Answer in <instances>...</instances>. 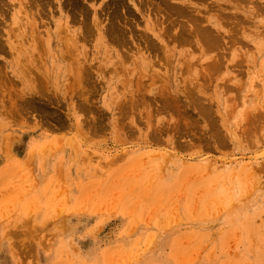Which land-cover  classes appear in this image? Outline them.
Instances as JSON below:
<instances>
[{"label": "rangeland", "instance_id": "rangeland-1", "mask_svg": "<svg viewBox=\"0 0 264 264\" xmlns=\"http://www.w3.org/2000/svg\"><path fill=\"white\" fill-rule=\"evenodd\" d=\"M2 1L0 264H264V0H186L217 19L202 26L218 47L143 0L163 55L139 38L146 8L122 0L114 58L93 53L110 0L79 1L87 16Z\"/></svg>", "mask_w": 264, "mask_h": 264}, {"label": "bare ground", "instance_id": "bare-ground-1", "mask_svg": "<svg viewBox=\"0 0 264 264\" xmlns=\"http://www.w3.org/2000/svg\"><path fill=\"white\" fill-rule=\"evenodd\" d=\"M1 2H3L2 0H0ZM79 1H81V0H65L64 1V3H62V6H63V4H64V6H65V8H66V10L67 11H74L75 12V10H78L79 12L78 13H82V15H85V16H87L86 14H85V11H87L88 9H85V7L79 2ZM92 1H94V0H92ZM97 1V0H96ZM124 1V0H123ZM122 0H110L107 4H105L102 8H101V10L99 11L98 9H93L94 10V15H93V25L98 29V31H99V36L101 37V39H97V47H95L94 49H93V53H97L98 55H102V53H104V51H106V53L107 54H109V57H111V58H114L115 57V55H114V53L112 52V50L110 49V47H109V45L107 44V43H111V44H116L118 47H120L121 46V48L122 47H124V46H126L127 45V42H130V39L129 40H127L126 38V33H124L121 29L123 28V27H121V29H120V27H119V20L121 19L119 16V9L121 8V7H123L124 9H126V7H124V6H127V5H125V2H123ZM134 1V0H133ZM133 1H131L133 4H134V6H135V8L139 11V12H142L143 10L142 9H145L146 8V10H144L145 12H144V20H146L145 21V33L146 34H144V33H141V34H143V35H141V37L139 36V38L141 39V38H143V40H144V42L145 43H147V46H145V49H147L146 50V52L150 49V50H152V54H155V53H157V51L159 50V53L160 54H162L161 52H160V50H162V52L164 51L163 49H161V47L159 48H157V45L155 44V42L153 41V37H151V36H154V37H157V38H159V39H161V37H162V34H161V32L160 31H158V25L157 24H155L151 19H150V16L147 14L148 13V10H150L151 8L153 9V8H155L156 7V5H157V3H156V1H154L156 4H155V6H153L152 7V5H151V8H150V4L146 1V2H144L143 0H142V2H141V5L139 6V5H136V3H134ZM151 1V0H150ZM158 1V0H157ZM162 2H159L158 4H159V6H157L158 8L156 9V10H154V11H157V13H159L160 11H161V13H162V10H163V7H164V9H166L167 8V11H166V13H168L167 15H165L164 13H163V15H165V17H166V20H165V18H164V22H169L168 21V17H169V20L171 19L172 20V22L173 21H175V22H173V24L175 25L176 24V22H177V20H173V19H175V18H171L172 17V15L174 14V15H178V20H180V18L179 17H181V19L183 18V19H186V21H187V23H191L192 25H194L196 28H194L193 27V29H196V33H197V35H198V33H199V35H200V39H201V42H202V39H203V41H205V42H207L206 44H208V45H210L209 43L211 42L210 40H212L213 41V43H217L218 42V40L217 39H221L220 37H221V35H218V33H217V35L218 36H220V37H218L217 35L215 36L214 34H212V29L211 28H209L208 29V27L207 26H205L204 25V27L202 26V23L204 22V21H206V23H208V24H211V25H214L216 28L217 27H219V25H218V21H217V19H212L211 17H208V18H206V19H203V17H202V19H200L201 18V16H200V18H198L199 16H195L194 17V11L192 12V9L190 10V8L191 7H189V4L187 3V1L186 0H180V5H174V4H172L171 2H166L165 0H161ZM235 1V0H234ZM237 1V0H236ZM244 1V0H243ZM36 2L38 3V4H36V6H40V4L39 3H41V5H42V10H44L43 9V7L44 8H47V7H49L50 6V4H51V0H36ZM35 2V3H36ZM54 2V1H53ZM52 2V3H53ZM107 2V1H106ZM152 2H153V0H152ZM238 2V1H237ZM215 3H218V4H216V5H219V2H216L215 1ZM208 4V3H207ZM227 4H229V3H227ZM0 5H1V3H0ZM154 5V4H153ZM209 5V4H208ZM237 5V4H236ZM235 5V6H236ZM94 7H95V5H93ZM128 6H129V4H128ZM221 6V5H220ZM2 7H4V6H2ZM60 7H61V5H60ZM211 6H209V8H210ZM222 7V6H221ZM87 8V7H86ZM192 8H194V7H192ZM213 8V7H212ZM211 8V9H212ZM223 8V7H222ZM221 8V9H222ZM132 9V8H131ZM130 8L128 9V13L126 14V15H129V13L131 14L132 12H129V10H131ZM151 9V10H152ZM133 10H135V9H133ZM194 10H196V9H194ZM40 11V10H39ZM45 11V10H44ZM92 11V10H91ZM120 11H122V8H121V10ZM200 11V10H199ZM213 11V10H212ZM218 11H219V9H218ZM60 12H62V11H60ZM88 12H90V10L88 11ZM87 12V13H88ZM134 12V11H133ZM4 13V12H3ZM44 13V12H43ZM71 13H73V12H71ZM76 13V12H75ZM99 13L101 14V15H104L105 13L106 14H108L109 15V18L107 19L108 20V24L106 25V26H104L103 25V21H99V17H98V15H99ZM152 14L153 13H156V12H151ZM156 13V14H157ZM198 13V12H197ZM203 13V12H202ZM77 14V13H76ZM132 14H134V18H135V15L137 16V14H135V13H132ZM147 14V15H146ZM170 14H172V15H170ZM191 14H193V16L191 15ZM49 15V14H48ZM48 15H46V16H48ZM62 16H63V12H62V14H61ZM75 14H73V16H74ZM125 15V16H126ZM160 15V14H159ZM171 17H170V16ZM197 15V14H196ZM224 15V14H223ZM66 16L67 17H69L68 16V14H66ZM132 16V15H131ZM148 16V19H146V17ZM158 16V15H157ZM168 16V17H167ZM121 17H123V16H121ZM132 17V18H133ZM161 17V16H160ZM205 17H207V16H205ZM65 18V17H64ZM76 19L78 18V17H75ZM88 18V17H87ZM86 18V19H87ZM90 18V17H89ZM62 19H63V17H62ZM75 19V20H76ZM83 19H85V17L83 18ZM91 19V18H90ZM161 19H162V17H161ZM177 19V18H176ZM183 19H182V21H183ZM220 19V18H219ZM54 20V19H53ZM79 20V19H78ZM81 20V19H80ZM122 20V19H121ZM132 20V19H131ZM159 20H160V18H159ZM225 20V19H224ZM55 21V20H54ZM87 21H90L89 19H87ZM123 21V20H122ZM121 21V22H122ZM186 21H185V23H186ZM80 22V21H79ZM81 22H83V20L81 21ZM86 22V21H85ZM85 22H83V23H85ZM120 22V23H121ZM171 22V21H170ZM179 22V21H178ZM177 22V23H178ZM216 22V23H215ZM51 23V22H50ZM60 23V22H59ZM66 23V22H65ZM87 23V22H86ZM123 23H124V21H123ZM157 23V22H156ZM180 23V22H179ZM222 23V22H221ZM52 24V23H51ZM61 24V23H60ZM59 24V25H60ZM82 24V23H81ZM158 24H159V22H158ZM171 24V23H170ZM173 24H171V25H173ZM181 25H183L182 23H180ZM179 24V25H180ZM58 25V26H59ZM84 25V24H83ZM86 25V24H85ZM88 25V24H87ZM123 25V24H122ZM161 25V24H160ZM168 25V24H167ZM171 25H168L167 27H168V29H171L170 28V26ZM177 25V24H176ZM180 25V26H181ZM224 25V24H223ZM185 26H186V24H185ZM187 26H188V24H187ZM187 26L186 27H183V26H181V28L183 27V29L181 30V31H183V30H185L186 28H187ZM166 27V28H167ZM176 27V26H175ZM50 28V27H49ZM57 28H60V27H57ZM85 28V27H84ZM130 28V27H129ZM158 28V29H157ZM172 28H173V26H172ZM185 28V29H184ZM48 29V28H47ZM89 26H88V28H87V30L84 32L85 34H90L91 33V31L90 32H88L89 31ZM126 30L128 29V28H125ZM164 29V28H163ZM188 29H189V26H188ZM211 29V30H210ZM131 31H132V29H130ZM138 30V29H137ZM136 30V31H137ZM165 30V29H164ZM214 30V29H213ZM1 31V30H0ZM129 31V30H128ZM192 30H190L189 29V33L191 32ZM220 31V30H219ZM140 32H141V30H140ZM142 32H144L143 30H142ZM169 32H171V31H169ZM184 32H187L186 30L185 31H183V33ZM216 32V31H215ZM214 31H213V33H215ZM43 33H44V31H43ZM181 33V32H180ZM188 32L186 33V35L188 36V37H190V35H191V33L189 34ZM0 34H1V32H0ZM134 34V33H133ZM179 34V33H178ZM216 34V33H215ZM45 35H47V39H45L44 41H43V43L46 45V46H48V50L49 49H51V48H53V46L56 44V48H58V52H57V54H56V56H54L55 58H54V61H55V65H54V68H53V72L54 71H59L57 74L58 75H62L61 73H60V68H57V66L59 65V63L62 65L63 64V60H62V58L60 57V55H59V53H61V52H63V47L65 46V44H64V42L65 43H67V40L65 39V37H59V35H60V33H58L57 32V29H56V31L55 32H52L51 31V28H50V30H47L46 31V34ZM136 35H137V33H136ZM1 36H2V34H1ZM42 35H41V33H39V36L37 37V40L35 39V41H39V40H43L42 38L43 37H41ZM128 36V35H127ZM171 36H174V35H171ZM187 36H185V38L187 39ZM194 36H195V34H194ZM129 37V36H128ZM134 37V36H133ZM151 37V41L152 42H150V40H149V38ZM197 37V36H196ZM210 37H211V39H210ZM218 37V38H217ZM171 38V37H170ZM182 38H184V34H183V36H182ZM190 38H192V37H190ZM198 38V39H199ZM217 38V39H216ZM125 39H126V41H125ZM175 39V38H174ZM189 39V38H188ZM187 39V40H188ZM199 39V40H200ZM210 39V40H209ZM1 40V39H0ZM179 40H181V39H179ZM184 40V39H183ZM183 40H181L182 42H183ZM187 40H185V41H187ZM193 40V39H192ZM135 41V40H134ZM175 41V40H174ZM180 41V42H181ZM209 41V42H208ZM141 42V41H140ZM176 42H178V40H177V38H176ZM179 42V43H180ZM188 42V41H187ZM186 42V43H187ZM190 42H192V41H190ZM194 42V41H193ZM204 42V43H205ZM220 42V41H219ZM219 42H218V44H217V47H218V45L220 46V44H219ZM138 43V42H137ZM173 43V42H172ZM179 43H178V46H179ZM142 44V43H141ZM212 44V43H211ZM129 45V44H128ZM162 45V44H161ZM169 45V44H168ZM191 45V44H190ZM213 45V44H212ZM212 45L210 46L211 48H213L212 47ZM36 46V45H35ZM130 46V45H129ZM142 46H144V45H142ZM193 46V45H192ZM216 46V45H215ZM37 47V46H36ZM176 47V46H175ZM208 47V46H207ZM0 48H3V44L2 43H0ZM125 48V47H124ZM134 48V47H133ZM144 48V47H143ZM35 49H37V48H35ZM128 49H130V48H128ZM164 49H166V48H164ZM205 49V48H204ZM216 49V48H215ZM125 50V49H124ZM127 50V49H126ZM198 50V49H197ZM214 50V49H213ZM0 51H2L1 49H0ZM121 51V50H120ZM50 52V51H49ZM125 52V51H124ZM123 52V53H124ZM131 52V51H130ZM105 53V54H106ZM106 54V55H107ZM126 55V54H125ZM137 55H139L138 57H137V64L141 67V68H145V67H147V62H148V57H144V50L143 49H141V50H138L137 51ZM163 55V54H162ZM117 56V55H116ZM118 58H119V56H117ZM125 57V56H124ZM163 57V56H162ZM105 59H106V56H105ZM104 59V60H105ZM159 59V58H158ZM107 60V59H106ZM147 61V62H146ZM171 61V60H170ZM158 62V61H157ZM170 63V62H169ZM59 67H60V65H59ZM114 70V69H113ZM116 70V69H115ZM116 72V71H115ZM115 72H114V74H115ZM86 74H88V73H86Z\"/></svg>", "mask_w": 264, "mask_h": 264}]
</instances>
